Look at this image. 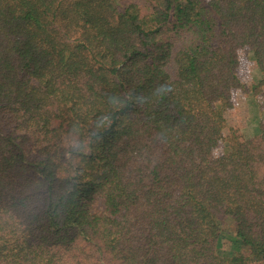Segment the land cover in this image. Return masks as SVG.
Returning a JSON list of instances; mask_svg holds the SVG:
<instances>
[{
    "label": "trees",
    "instance_id": "16d2710c",
    "mask_svg": "<svg viewBox=\"0 0 264 264\" xmlns=\"http://www.w3.org/2000/svg\"><path fill=\"white\" fill-rule=\"evenodd\" d=\"M249 97L264 0H0V264H264Z\"/></svg>",
    "mask_w": 264,
    "mask_h": 264
},
{
    "label": "rangeland",
    "instance_id": "374dc122",
    "mask_svg": "<svg viewBox=\"0 0 264 264\" xmlns=\"http://www.w3.org/2000/svg\"><path fill=\"white\" fill-rule=\"evenodd\" d=\"M254 76L257 79L260 77L258 72H256ZM248 101L249 117L247 120V125L244 129V133L246 136H251L256 133L258 122L264 116V112L257 107L253 98L249 97Z\"/></svg>",
    "mask_w": 264,
    "mask_h": 264
},
{
    "label": "clouds",
    "instance_id": "9594fccd",
    "mask_svg": "<svg viewBox=\"0 0 264 264\" xmlns=\"http://www.w3.org/2000/svg\"><path fill=\"white\" fill-rule=\"evenodd\" d=\"M166 95H167V93H165ZM113 117H114V111H113ZM104 122L109 126V127H112L113 126V124L115 123V119L113 118V119H107V118H105L104 119Z\"/></svg>",
    "mask_w": 264,
    "mask_h": 264
}]
</instances>
